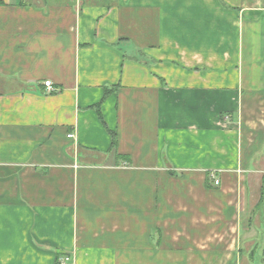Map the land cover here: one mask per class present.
<instances>
[{"label":"crops","instance_id":"obj_1","mask_svg":"<svg viewBox=\"0 0 264 264\" xmlns=\"http://www.w3.org/2000/svg\"><path fill=\"white\" fill-rule=\"evenodd\" d=\"M262 193L264 0H0V264H264Z\"/></svg>","mask_w":264,"mask_h":264},{"label":"rangeland","instance_id":"obj_2","mask_svg":"<svg viewBox=\"0 0 264 264\" xmlns=\"http://www.w3.org/2000/svg\"><path fill=\"white\" fill-rule=\"evenodd\" d=\"M261 200V199H260ZM261 205H263L264 206V196H263V200H262V202L260 201L259 202V204H258V206H261ZM243 211H242V213H241V216L240 217H242L243 216ZM246 213L247 212H245V215H246ZM248 214V213H247ZM247 216V215H246ZM261 217V215L260 214H257V216H255V221H254V223L255 224H257V222H258V219ZM244 218V217H243ZM241 219V225L239 226V228H238V230H239V233L240 234H247V235H256V238L258 239V238H260L261 237V235H262V233H263V231H264V229H259L258 231H256V229L254 228L255 226H253L252 224L251 225H247V222H249L248 220V217H246L247 218V220H245V219ZM263 221V220H262ZM256 253V252H255ZM255 253H250V255H249V257L251 256V254H253V255H255ZM261 263V261H260V258L258 257V255L256 256V258L254 259V260H252V262H251V264H260ZM236 264H248V262H247V260H246V258H240L237 262H236Z\"/></svg>","mask_w":264,"mask_h":264},{"label":"built area","instance_id":"obj_3","mask_svg":"<svg viewBox=\"0 0 264 264\" xmlns=\"http://www.w3.org/2000/svg\"><path fill=\"white\" fill-rule=\"evenodd\" d=\"M51 82L46 81L44 82V86L47 88L48 91H51ZM68 138H73V134H68L67 136ZM210 180H212V183L214 186H218L219 185V180L217 178H215V176L211 175L210 176ZM69 261V258L66 257H61L58 261L57 264H66Z\"/></svg>","mask_w":264,"mask_h":264},{"label":"trees","instance_id":"obj_4","mask_svg":"<svg viewBox=\"0 0 264 264\" xmlns=\"http://www.w3.org/2000/svg\"><path fill=\"white\" fill-rule=\"evenodd\" d=\"M263 196H264V194L262 193V197H261V202H262V200H263ZM262 206V205H261ZM251 253H255V251L253 250ZM253 257H254V255L253 254H251V256H250V259H253Z\"/></svg>","mask_w":264,"mask_h":264}]
</instances>
